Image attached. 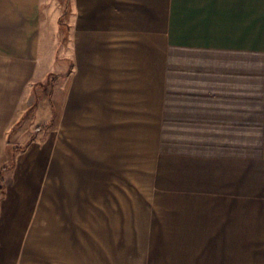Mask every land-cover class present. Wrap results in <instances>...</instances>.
<instances>
[{
	"label": "crops",
	"instance_id": "0c3cea01",
	"mask_svg": "<svg viewBox=\"0 0 264 264\" xmlns=\"http://www.w3.org/2000/svg\"><path fill=\"white\" fill-rule=\"evenodd\" d=\"M43 4L0 0L8 122L44 78ZM67 6L51 156L2 179L0 264H264V0Z\"/></svg>",
	"mask_w": 264,
	"mask_h": 264
},
{
	"label": "rangeland",
	"instance_id": "374dc122",
	"mask_svg": "<svg viewBox=\"0 0 264 264\" xmlns=\"http://www.w3.org/2000/svg\"><path fill=\"white\" fill-rule=\"evenodd\" d=\"M44 1L45 4L42 5L40 17L43 21L45 51L39 54L42 60L39 75L42 76H38V78L43 76L44 78L38 81L36 77V81L40 83L30 80L22 88V91L17 93V103L14 110L16 109L18 114L12 117L9 122L8 67H0V187L5 176L13 175L16 163L21 162L23 172H27L26 175H33L32 173L39 168L35 163L36 159L39 160L42 157L47 162L52 152L53 118L46 114L52 108L53 96L63 92L62 86L59 90V85L56 82L64 80L70 70L67 40L68 6L67 0ZM55 18L58 20L57 29L53 25ZM0 65L3 64L0 63ZM20 114L22 116H19ZM48 119L49 122L46 121ZM142 167L141 172L132 174L131 168L133 166H125L126 180L123 185L125 190L128 188L127 178L129 177L127 176H131L130 178L137 176L136 181L138 186L140 184L139 188L142 191L147 190V176L142 174ZM48 171L49 165L46 164L44 172L40 175L46 176L45 180L42 181L46 190L52 185L49 177H47L49 176ZM1 195L2 193H0V198ZM156 203L169 202H166L163 197H158Z\"/></svg>",
	"mask_w": 264,
	"mask_h": 264
},
{
	"label": "trees",
	"instance_id": "16d2710c",
	"mask_svg": "<svg viewBox=\"0 0 264 264\" xmlns=\"http://www.w3.org/2000/svg\"><path fill=\"white\" fill-rule=\"evenodd\" d=\"M0 182H1V180H0Z\"/></svg>",
	"mask_w": 264,
	"mask_h": 264
}]
</instances>
